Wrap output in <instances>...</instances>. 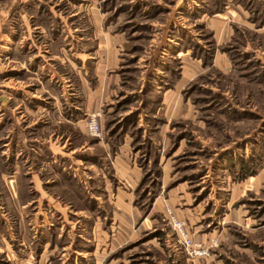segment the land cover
<instances>
[{
  "label": "rangeland",
  "instance_id": "rangeland-1",
  "mask_svg": "<svg viewBox=\"0 0 264 264\" xmlns=\"http://www.w3.org/2000/svg\"><path fill=\"white\" fill-rule=\"evenodd\" d=\"M261 26L264 0H0V264H264Z\"/></svg>",
  "mask_w": 264,
  "mask_h": 264
},
{
  "label": "built area",
  "instance_id": "built-area-1",
  "mask_svg": "<svg viewBox=\"0 0 264 264\" xmlns=\"http://www.w3.org/2000/svg\"><path fill=\"white\" fill-rule=\"evenodd\" d=\"M86 127L89 133L93 135H99L100 127L99 124L97 123L96 115H92L90 117L89 121L86 124ZM169 223L171 224V227L173 228L178 238V241L185 248L187 252L194 255L205 253L206 249L204 247H201V245L196 244L193 241L183 220L177 219L171 215Z\"/></svg>",
  "mask_w": 264,
  "mask_h": 264
},
{
  "label": "crops",
  "instance_id": "crops-1",
  "mask_svg": "<svg viewBox=\"0 0 264 264\" xmlns=\"http://www.w3.org/2000/svg\"><path fill=\"white\" fill-rule=\"evenodd\" d=\"M237 9V10H236ZM235 9V12L238 13L239 15V19L237 20H233V22H236L238 24H243V25H247L249 22L247 21V14L244 13V11L239 10V7H237ZM220 23H218V33L219 35L223 38H230L233 35H235V31H233L232 28V24L230 22H226L223 20L219 21ZM248 22V23H247ZM255 31L257 32V34H259L260 36H264V26H261L260 28L255 29ZM231 39V38H230ZM226 60L225 56H218V61H223Z\"/></svg>",
  "mask_w": 264,
  "mask_h": 264
}]
</instances>
